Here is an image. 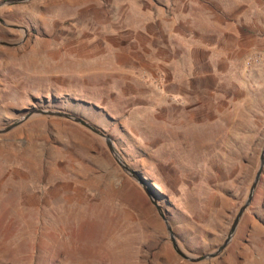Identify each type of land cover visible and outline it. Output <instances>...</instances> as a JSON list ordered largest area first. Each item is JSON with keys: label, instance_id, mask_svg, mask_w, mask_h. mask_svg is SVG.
I'll use <instances>...</instances> for the list:
<instances>
[{"label": "rangeland", "instance_id": "374dc122", "mask_svg": "<svg viewBox=\"0 0 264 264\" xmlns=\"http://www.w3.org/2000/svg\"><path fill=\"white\" fill-rule=\"evenodd\" d=\"M2 0H0L1 2ZM0 127L33 107L105 128L180 244L225 239L264 144V0H32L0 8ZM0 264H264V173L227 249L192 262L104 140L57 116L0 134Z\"/></svg>", "mask_w": 264, "mask_h": 264}, {"label": "water", "instance_id": "95a60500", "mask_svg": "<svg viewBox=\"0 0 264 264\" xmlns=\"http://www.w3.org/2000/svg\"><path fill=\"white\" fill-rule=\"evenodd\" d=\"M32 0H2L0 2V8L3 6L7 5H13V4H19V3H25L29 2ZM0 22L3 25H6L8 27H13L16 29H20L24 32L25 37L28 36V29L26 26L15 24L12 22H9L7 19L4 17L0 16ZM22 41V40H21ZM21 41H8V40H3L0 38V43L6 46H16L21 43ZM57 116L61 118H66L71 121H74L82 126H84L86 129L94 133L95 135L99 136L102 138L108 147L110 153L120 166V168L128 175L130 176L133 180H135L141 187L144 188V190L147 192L151 202L154 204V206L157 209L158 214L161 216L163 221L165 222L167 232L169 234V239L172 242V245L176 252L182 256L184 259L192 261V262H199V261H204V260H209L212 258H215L217 256H220L230 245L232 242L238 227L241 223V220L251 205L254 197L256 190L258 188V185L261 181L262 175L264 173V144L262 146V150L260 153L259 157V165L257 168V171L255 173L253 182L250 186L249 193L247 195V198L245 199L244 203L240 206L233 222L232 225L228 231L227 236L223 240V242L213 251L206 252L203 254L195 255L192 252L186 250L179 242V239L174 231L173 225L168 217L167 210L165 207L162 205L158 195L154 191L153 184L137 169H135L125 158L123 153L119 150V148L116 145V142L113 138V136L105 130V128L99 126L98 124L92 122L89 120L87 117H85L82 114L65 110L62 108H44V107H33L32 109L26 111L25 113L21 114L18 116L15 120H13L11 123H8L7 125L0 127V134L12 131L13 129L17 128L19 125L22 123L26 122L27 120L31 119L32 117L35 116Z\"/></svg>", "mask_w": 264, "mask_h": 264}, {"label": "flooded vegetation", "instance_id": "af4514ba", "mask_svg": "<svg viewBox=\"0 0 264 264\" xmlns=\"http://www.w3.org/2000/svg\"><path fill=\"white\" fill-rule=\"evenodd\" d=\"M1 23V22H0ZM2 24V23H1Z\"/></svg>", "mask_w": 264, "mask_h": 264}]
</instances>
